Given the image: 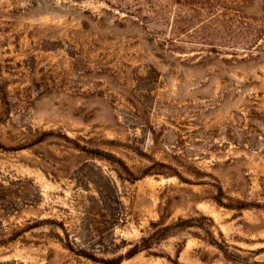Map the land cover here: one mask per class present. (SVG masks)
Instances as JSON below:
<instances>
[{
    "label": "rangeland",
    "instance_id": "374dc122",
    "mask_svg": "<svg viewBox=\"0 0 264 264\" xmlns=\"http://www.w3.org/2000/svg\"><path fill=\"white\" fill-rule=\"evenodd\" d=\"M0 264H264V0H0Z\"/></svg>",
    "mask_w": 264,
    "mask_h": 264
}]
</instances>
